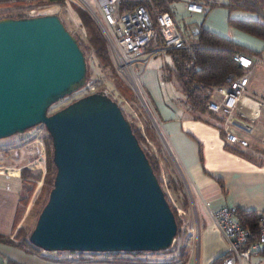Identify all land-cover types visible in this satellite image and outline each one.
I'll return each mask as SVG.
<instances>
[{
	"label": "water",
	"instance_id": "1",
	"mask_svg": "<svg viewBox=\"0 0 264 264\" xmlns=\"http://www.w3.org/2000/svg\"><path fill=\"white\" fill-rule=\"evenodd\" d=\"M85 78L57 13L0 18V138L43 124L55 165L28 240L43 251L165 250L174 215L116 100L101 88L47 112Z\"/></svg>",
	"mask_w": 264,
	"mask_h": 264
},
{
	"label": "crops",
	"instance_id": "2",
	"mask_svg": "<svg viewBox=\"0 0 264 264\" xmlns=\"http://www.w3.org/2000/svg\"><path fill=\"white\" fill-rule=\"evenodd\" d=\"M228 14L230 12L226 8L215 6L203 15L201 25L259 52L242 99L243 104L252 106L254 100H264V79L259 84H252L253 76L259 73V69H263L264 76V42L227 24ZM154 54L161 55L162 60L155 59L148 65L150 57L157 56ZM154 54L149 56L140 74V82L147 103L156 111L157 127L165 151L175 162L187 190L188 195L185 196L179 189L174 192L183 212L182 243L187 248V257L181 261L172 250L116 254L69 252L70 255H64L65 251H52L55 254L51 255L20 246L14 249L13 244L0 238V264H213L222 256L225 241L203 202L208 201L213 207L234 204L237 209L264 212V151H258L259 146L264 149V104L253 119V114L245 106V116L231 115L229 124L248 144L241 146L238 142H229L223 137L224 116L215 119L209 113L214 111L206 109L205 112L196 113L189 107L174 72L170 51ZM165 54L170 62L164 58ZM167 82L180 88V94L169 91L171 86L166 89ZM232 148L247 155L239 154ZM20 185L19 171L0 167V237L13 236L14 211ZM189 197L193 201L192 211L187 206ZM240 264H264V248L250 254L247 259H241Z\"/></svg>",
	"mask_w": 264,
	"mask_h": 264
},
{
	"label": "trees",
	"instance_id": "3",
	"mask_svg": "<svg viewBox=\"0 0 264 264\" xmlns=\"http://www.w3.org/2000/svg\"><path fill=\"white\" fill-rule=\"evenodd\" d=\"M38 1L40 3L53 2V1H56L61 4L66 3V0H46V1L38 0ZM174 1L175 0H120V7L121 9H125L137 5H142L149 12L150 16L154 18V15L157 12L170 10L172 13H174V11L171 9V3H173ZM184 1H194L200 3L204 8L203 13H201L203 15H205V13L208 10H210L215 6L224 7L227 9L228 12L232 10H244L247 12L254 13L256 15L255 18H238V17L235 18V17H231L228 14L226 21L227 24L237 29H240L246 33H249L253 36L261 38L264 42V0H184ZM0 2H3L5 5H7V3L10 2L9 5L11 7V9L8 12L0 14V18L1 17L18 18L21 16H26L27 13H25L23 9L30 6L27 5V3H25L24 0H0ZM44 13H56V12H45V11L38 12V14H44ZM77 14L79 16L80 22L83 24L86 30V32L84 31V34H86L85 40H82L77 33H73V32L71 33L75 36L77 43L84 54V59H85L86 49L89 48L92 49L93 54L98 60V62L103 66H109L111 68V71L114 75L112 77V83L114 87L116 89H122V85H127L129 87V85L123 80V78L115 71L114 66L112 68V63L110 60V55L108 53L106 41L99 27L83 9L79 8ZM63 24L65 25L64 22ZM197 26H198V32L195 35V38L198 41V45L197 48L195 49L194 56L191 58L188 52L182 49H174L171 50L170 53L172 54V63L174 66L173 67L174 72L181 85L182 90L185 93V97L189 102V107L196 113H199V112H205L206 110L205 103L208 99V93L213 87L225 84L226 77L228 74L238 75L243 72L244 68L240 64H238V62L234 61L232 58L234 51L242 50L244 52H253L255 54L259 52L252 51L246 48L245 46L233 41L232 39H229L213 31H210L204 28L201 24L199 25L197 24ZM161 44H162V40L160 38V35L158 32H155L154 37L144 47V51L145 52L151 51L155 48H158ZM189 63L190 66L187 67L186 65ZM88 74L89 71L86 68L85 79H87ZM119 92L122 94L125 100H130L133 96L132 93V96L129 98L126 97L121 91ZM146 104H148L147 106L149 107V111L151 115L150 117L152 121H154L155 124L157 125L155 109L151 108L149 103ZM51 105L48 106L47 110ZM62 106H60L59 108H61ZM209 113L215 119H221L224 116L221 111L215 113L209 111ZM123 114L126 117L124 112ZM129 122L137 141L142 147L152 167L153 173L158 178V182L173 212L174 219L176 222V232L174 234V237H176L180 235L179 225L182 222L183 213L179 211L177 207L174 204H172V202H170V200L168 199V195L164 189V185H166L168 188H170L173 191L179 189L180 191L184 192V196H185L186 192H185V185L183 179L181 178L178 172L175 162L171 159L169 155H167V153H164L165 154L164 157L162 151H159L158 153L161 156V159H163L164 164H166V166H168L170 169L167 179L165 181H163L160 178V173L162 169L159 163V158L155 155L156 151L148 152L146 147L144 146L148 136L137 125V123H133V121H129ZM44 139L46 142V149H45L46 160H45L44 173L41 175V171L39 169H30L27 167L20 168L19 173L22 183H21L20 192L18 193L17 204L14 211L15 230L12 238H9L8 236L0 237L7 243H11L13 245L24 247L30 250L32 249L37 252H41L42 250L34 247L28 240L29 232L34 224H32L30 228H27L24 224L20 223V221L23 217V214L26 210L28 203L30 202L37 181L40 180V183L38 185V192L35 198L30 202L31 209L33 211L36 210V215L40 211L43 204L46 202L49 189L52 186L53 176L55 173V165L52 160V146L48 132H46V136ZM232 149L239 154L247 155L245 152L239 151L234 148ZM199 159L200 161H202L200 150H199ZM258 216H259V212L253 209L237 210L238 220L243 225L247 226L251 232L249 239H253L256 236ZM17 224L19 225L16 226ZM171 246H176V242L172 243L165 250H169ZM165 250H158V251H165ZM138 251H146V250H136V252ZM70 252L77 254L85 253L83 251H70ZM119 252L128 253L131 251H99V252H90V253L116 254ZM187 254H188L187 248L182 243L180 246H177L174 256L180 258L181 261H183L187 257ZM220 260L221 257L213 261L214 262L213 264H217ZM6 261L8 262L9 259Z\"/></svg>",
	"mask_w": 264,
	"mask_h": 264
},
{
	"label": "built area",
	"instance_id": "4",
	"mask_svg": "<svg viewBox=\"0 0 264 264\" xmlns=\"http://www.w3.org/2000/svg\"><path fill=\"white\" fill-rule=\"evenodd\" d=\"M83 3L89 16L104 36L108 53L111 54L115 63V71L123 77V80L143 103L145 101L142 95L140 74L146 67L150 55L182 49L188 52L191 58L194 56L198 45L195 38L198 32L197 24L190 22L187 31H183L170 10L157 12L152 18L142 5L121 9L120 0H93L96 10L84 1ZM23 10L27 16L37 15L40 11L33 6H28ZM184 10L188 15H191L203 13L204 8L198 2L185 1ZM155 32L159 33L162 44L158 48L145 52L144 47L154 37ZM232 58L244 68L243 72L238 75L228 74L225 84L213 87L208 93L205 107L214 112H223V137L229 142H238L239 145L245 146L248 144L247 140L236 134L229 124V120L234 114L245 116L244 106L249 113L253 114L251 116L253 119L258 113L259 107L264 104V100L263 102L254 100L252 106L242 103L246 91L245 86L258 55L253 52L236 50ZM186 66L189 67L190 63ZM85 87L89 92L105 89L117 102V96L113 95L116 88L111 82L108 84L102 78L93 77L86 81ZM118 95L119 98L125 100L120 93ZM203 203L209 217L225 241L224 252L217 264H240L241 259H247L250 254L264 248L263 211L259 212L256 236L249 239L251 232L238 220V209L234 204L213 207L208 201Z\"/></svg>",
	"mask_w": 264,
	"mask_h": 264
},
{
	"label": "rangeland",
	"instance_id": "5",
	"mask_svg": "<svg viewBox=\"0 0 264 264\" xmlns=\"http://www.w3.org/2000/svg\"><path fill=\"white\" fill-rule=\"evenodd\" d=\"M24 1L25 3H27V5L37 8V10L45 11V12H56L60 16L61 20L65 23L68 30H70L73 33H77L82 40H85L86 34H84V31L86 32V30L83 24L80 22L79 16L77 14L78 9L79 8L83 9L89 15L88 10L83 3L84 1L86 4L90 5L92 8L96 10V6L94 5L93 0H66V3L64 4L58 3L56 1L41 2V3L38 0H24ZM43 1H46V0H43ZM9 3L5 5L3 2H0V14L8 12L11 9ZM171 9L174 11V16H175V19L177 20L178 26L181 29H183V31H187V26H188V23L190 22L196 23L198 25L202 23L203 14L188 15L185 12L184 0H175L173 3H171ZM229 15L235 18L237 17L238 18H255L256 17L254 13L247 12L244 10H232L230 11ZM109 55H110V60L112 63V68L113 66L115 68V63L111 57V54L109 53ZM154 55H157V56H151L148 65H151L152 61L155 59L158 61L162 60L161 55L159 54H154ZM164 58H166V60L170 62L169 56H167L166 54L164 55ZM85 64H86V68L89 71L86 81L89 78L95 77V78H102L106 80L108 84L110 82L112 83V77L114 75L111 71V68L109 66L101 65L96 59V57L94 56L92 49L90 48L86 49L85 51ZM138 67L140 66L138 65ZM258 69L259 68H257V70ZM253 77H254L252 81L253 85H255V83L257 84L261 83V81L264 79L263 69L262 68L259 69V73L255 74ZM170 86L172 88H170L171 90L169 91L173 93L172 90H174L176 94L177 93L180 94L181 92L180 88H176V86L174 87L172 83L167 82L166 89H168ZM87 90L88 89L87 87H85V84H84L82 87L78 88L77 90L69 94H66L63 97H61L59 100L55 101L49 107L47 112H52L53 110L58 109L60 106L68 103L70 100L80 97L86 93H89V91ZM119 91H121L126 97L130 98L132 96V93H133V96L130 100H123V98H119L120 97L118 95V93H120ZM131 91L132 89L130 87H128L127 85H122V89H116L113 95L117 96V103L122 108L123 112L126 115V118L129 121H133V123H137V125L148 136L147 141L144 144V146L146 147L148 152L156 151L155 155L159 158V163L162 169L160 173V178L163 181H165L169 174L170 168L166 166V164H164L163 159H161V156L158 153L159 151H162V150L166 153L165 148H164L165 144H163V139L161 135L159 134L157 125L155 124L154 121H152L150 117L151 115H150L149 107L147 106L148 104H146L147 100L144 97V93L142 95H143V99L145 103H143L141 99L133 91L132 92ZM46 132L47 131L45 130L43 124H39L36 126L33 125L29 128H26L21 133H14L6 137H1L0 138V167H3V166L9 167L17 171H19L21 167H27L30 169H39L42 175L45 170V160H46V151H45L46 142L44 139L46 136ZM157 148L159 149L156 150ZM258 151L262 153L264 149H262L259 146ZM163 155L165 157L164 153ZM19 176H20V173H19ZM39 183H40V180L37 181V184L32 193L30 202L37 195ZM20 189H21V185L19 188V192H20ZM164 189L168 195V199L170 200V202H172V204H174L177 207V209L182 212V208L179 203V200L176 199L175 194H174V192H177V191L171 190L166 185H164ZM185 192L187 194L186 189H185ZM30 202L28 203L26 210L23 214V217L20 221V223L24 224L27 228H30L32 224L35 223V220L37 217L36 210L33 211L30 207ZM187 206H188V209L192 211L193 201L191 197H189V200L187 199ZM179 228H180V235L174 237L172 241V243L176 242V246H171L169 249L170 251L172 250L176 252L177 246H180L183 242L182 234H184V228H183L182 222L179 225ZM13 246H14L13 247L14 249L18 247L15 245ZM69 252L70 251L68 252L65 251L63 252V254L66 255V254H69ZM83 252H88V251H83ZM43 253H48L51 255L55 254V252H52V251H49V252L44 251Z\"/></svg>",
	"mask_w": 264,
	"mask_h": 264
},
{
	"label": "bare ground",
	"instance_id": "6",
	"mask_svg": "<svg viewBox=\"0 0 264 264\" xmlns=\"http://www.w3.org/2000/svg\"><path fill=\"white\" fill-rule=\"evenodd\" d=\"M249 101V100H248Z\"/></svg>",
	"mask_w": 264,
	"mask_h": 264
}]
</instances>
